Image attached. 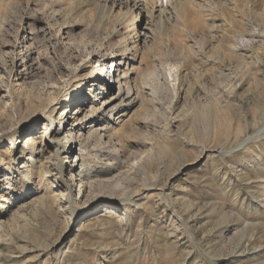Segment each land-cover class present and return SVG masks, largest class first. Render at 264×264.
<instances>
[{"label":"rangeland","instance_id":"obj_1","mask_svg":"<svg viewBox=\"0 0 264 264\" xmlns=\"http://www.w3.org/2000/svg\"><path fill=\"white\" fill-rule=\"evenodd\" d=\"M244 1L149 0L169 18L119 75L143 96L122 123L105 115L83 146L74 138L97 174L79 197L69 183L80 166L54 140L36 139L29 176V147L15 158L27 130L43 134L46 119L31 117L46 114L51 93L55 119L74 94L60 71L86 78L68 65V38L122 50L134 25L100 24L75 5L58 12L74 0H0V264H264V0L258 31L242 21ZM102 200L118 214L94 216Z\"/></svg>","mask_w":264,"mask_h":264},{"label":"bare ground","instance_id":"obj_2","mask_svg":"<svg viewBox=\"0 0 264 264\" xmlns=\"http://www.w3.org/2000/svg\"><path fill=\"white\" fill-rule=\"evenodd\" d=\"M58 1L62 3V1H65V0H58ZM257 3L258 1H255V0H245L244 6L241 10L242 21L245 22L246 24H250L251 25L250 27H252V29L257 28L255 27L257 25L255 16L256 15L258 16V14H256L257 13L256 9L258 5H260ZM71 5L67 8L65 7L61 8L60 10H58V12L63 14L64 12L69 11L70 8L72 10L73 5H75L77 8L80 7L81 9L87 8L89 10L91 9L94 10L96 14L92 13V15L91 14L89 15V12L91 11H84V15L86 14V16L92 19L96 15V17L100 19V24L104 22V23H107V25L109 26L113 19L116 20V22L120 25L124 24L125 21H128V23H126L127 26H130V23H132V26L134 25L135 31L133 29L132 30L134 32L131 31L133 32L131 33L132 35H130L131 43L126 44L122 50H120L121 48L120 49L113 48L114 46L113 47L107 46V48H104L105 46L102 44L97 45L96 48L93 47L94 48L93 49L91 46L87 44L84 45L83 47L82 46L76 47L73 45V43H71V40L73 38H68L67 41H69V43H67L66 45L68 47L73 46V49H72L73 51L70 52L71 53L70 57L67 60L68 65L69 67L72 68L71 71L84 72V75L86 76V78L81 80L77 84H73L70 80H68V78L71 76L70 73H68L67 70H61V71L59 70L65 81L64 83H67V87L72 86V89H75L74 94L72 95L70 94L66 97V101H68V105L66 106V108H64L61 111L58 118L55 119L51 113L52 111L54 112L57 109V105L60 104V101L56 103V100H57L55 98L56 92L54 91L51 93L52 101H50L46 105V111H47L46 114L45 115L35 114L34 116L31 117L32 120L39 119V118H45L46 122H44L45 123L44 126L46 130L44 129V132L42 135L38 131H35V128H31L27 130L26 131L27 134L24 138L21 151L20 153H18L15 160L22 161L24 152H25V147L26 149L27 147H29L30 153L28 154V158L24 162V165L22 166V168H24L27 166L28 163L30 164L29 165L30 169L28 170L27 168L26 170L24 169L25 175L29 176V174H31L30 170L37 169L38 167L36 166L37 165L36 162L38 161L37 160L38 158L36 159V156H35L36 148L34 144L36 139L42 138L44 140L46 138L47 140L49 139L54 140L56 145H58L59 147L62 146L64 148H67L68 153L74 155L73 157L75 158V162H78V166H80L78 167V171L74 172V174L72 172V180H70L71 182L69 183V189L72 191L73 184L75 183V181L76 182L78 181V192H79V197H81V194L83 193L84 183H87L88 179H90L93 176H97V174L94 175L93 171L89 168L90 167L89 155H91V153L87 152V148L85 147H82L81 149L78 150L76 146H74L76 145L74 143V138L79 135L80 145L84 144L87 140L93 138L90 132L92 131V129H94L97 126L94 123L104 118L105 115H109L112 118L115 115L119 114V118H117V120L122 118L121 123L123 122L124 116L130 110L131 106H133L140 99V96H143V95L141 93L142 91L139 89V84L136 81V79L132 78L131 80L129 77H128V80H125L127 77L125 79H122V78L120 79L119 75L121 74L128 75L126 68H130V70L133 69L134 71L136 70V67L134 64L135 52H139L137 50L139 49L140 46L143 49H146V47L152 44L150 43L152 41V37L154 36V35L152 36V34H154L153 32L156 31V29L154 28L158 25L166 24L167 22L166 20L169 17L167 14L168 10L166 11L164 5H159L157 3L150 4L149 0H74V2ZM173 10H175V8ZM55 15L52 16L54 18L52 19L51 17V19L52 21L55 22V24H59L57 22L59 21L58 17H55ZM131 20L132 22H130ZM52 24L53 22L51 23L50 26H52ZM60 26H63V25H60ZM254 33H252V35ZM63 35L64 34L60 33L59 37H61V39L65 41V38L63 37ZM78 38L85 39L86 37L85 36L75 37L74 40ZM245 42L247 43V40ZM84 53H86V55ZM85 56L87 57V63L89 64L88 67L84 66V63L79 62ZM59 68H61V66H59ZM174 72L175 73H171V77L172 78L174 77L175 80L176 79L178 80L177 76H178L179 71L177 72L175 70ZM177 80H176V83H177ZM113 83H114V86H113ZM115 83L118 84V86H116ZM176 83L173 84L175 93H177L176 90H178L176 88L177 87L176 85L178 84ZM222 84H223V81H222ZM106 86H109V88H107ZM87 90L91 93V96L94 99H96V101L97 100L99 101L98 104H95V103L88 104L87 103V95H86ZM84 92H86V94ZM106 92H111V93H108L104 97L101 98V96L104 95ZM219 101L221 102V100ZM72 114H75V116H72ZM208 120H209V123L214 122L213 118H210V119L206 118V121ZM86 125L90 126L88 130V135H86L84 132V127H86ZM99 125L103 126L104 124L100 123ZM110 135H112V133ZM244 143L246 144L247 142L244 141L243 144ZM56 153H57V150H56ZM80 183L81 185H79ZM0 203L2 204L1 201ZM100 203L104 204V207L102 210L99 211V213L97 214L92 213L94 216L107 215V216H111L112 218V216L114 215L116 216V214H118L117 210L113 206L105 207V205L111 204V201L102 200L100 201ZM85 222L86 221L82 223V226L85 225ZM3 226H4V223L1 220V213H0V230L3 228Z\"/></svg>","mask_w":264,"mask_h":264}]
</instances>
